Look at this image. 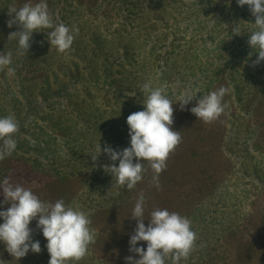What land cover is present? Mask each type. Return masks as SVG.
Returning <instances> with one entry per match:
<instances>
[{
    "label": "rangeland",
    "instance_id": "rangeland-1",
    "mask_svg": "<svg viewBox=\"0 0 264 264\" xmlns=\"http://www.w3.org/2000/svg\"><path fill=\"white\" fill-rule=\"evenodd\" d=\"M26 2L0 0V52L11 55V64L0 67V117L12 116L18 123L12 134L16 149L0 160V179L30 188L43 202L62 199L86 214L94 240L81 260L68 264L138 259L128 241L140 193L146 227L155 209L190 220L195 239L179 264H263L264 61L253 65L258 53L247 41L255 18L247 5L46 0L53 25L78 31L70 48L58 52L47 40L50 30L37 29L28 55L8 37L19 27L7 26L14 16L9 9ZM145 82L172 101L171 128L181 139L168 154L158 189L147 161H141L142 179L127 189L101 167L118 165L103 149L129 147L126 117L143 110ZM221 86L227 92L216 119L204 122L188 110ZM191 89L200 93L181 109L177 101ZM29 228L41 251L16 260L0 244V264H35L46 257V239L35 219ZM146 244L137 246L146 249Z\"/></svg>",
    "mask_w": 264,
    "mask_h": 264
},
{
    "label": "clouds",
    "instance_id": "clouds-1",
    "mask_svg": "<svg viewBox=\"0 0 264 264\" xmlns=\"http://www.w3.org/2000/svg\"><path fill=\"white\" fill-rule=\"evenodd\" d=\"M237 6L247 5L255 18V30L249 34L248 45L258 53L253 65L264 61V0H235ZM14 16L7 21V26L19 27V31L11 32L8 37L17 40L18 51L27 52L30 39L37 29H48L47 40L50 46H55L58 52L70 48L78 29H69L63 23L53 25L46 0H31L19 8L9 9ZM233 33L238 34L233 26ZM11 64L10 53L0 52V67ZM9 74L14 69L8 68ZM145 94L143 110L129 114L126 117L129 147L114 150L105 146L103 151L117 164L102 165L106 173L115 178L116 183L132 189L142 179L141 161H147L153 172V185L159 188V174L165 168V161L170 151L180 142L178 131L171 128L173 123L172 101L164 95L159 87H152L150 82L141 86ZM227 89L221 86L207 95H202L195 105L188 110L198 119L211 122L224 109L222 98ZM200 93L196 89L189 90L182 99L178 100L183 109ZM18 130L17 122L12 116L0 117V160L10 155L16 149V141L12 134ZM99 153L101 151L99 144ZM99 155V154H98ZM91 156L95 161L97 156ZM136 162L133 163V158ZM0 244L16 260L24 257L29 251H41L39 241L31 236L30 222L36 220L42 236L46 239V257L38 259L35 264H68L69 261L81 260L93 242L90 232V220L80 210L66 206L62 199L54 203L41 201L30 188L20 184L13 185L8 177L0 179ZM144 195L140 193L132 209L131 217L136 219L133 234L129 238V252L138 255L125 257L126 264H165L170 258V264H179L186 259L194 242L195 233L191 230L190 220L176 212L167 209H155L150 212L147 227L144 224ZM10 206L4 209V204ZM147 242L146 249L137 246L138 242Z\"/></svg>",
    "mask_w": 264,
    "mask_h": 264
},
{
    "label": "trees",
    "instance_id": "trees-1",
    "mask_svg": "<svg viewBox=\"0 0 264 264\" xmlns=\"http://www.w3.org/2000/svg\"><path fill=\"white\" fill-rule=\"evenodd\" d=\"M245 6H246V5H245ZM246 16H247V15H244V18H247ZM253 29H255V27H254ZM36 48H39V46H37ZM32 53H33V51H27V54H28V55H31ZM263 264H264V263H263Z\"/></svg>",
    "mask_w": 264,
    "mask_h": 264
},
{
    "label": "bare ground",
    "instance_id": "bare-ground-1",
    "mask_svg": "<svg viewBox=\"0 0 264 264\" xmlns=\"http://www.w3.org/2000/svg\"><path fill=\"white\" fill-rule=\"evenodd\" d=\"M245 56V55H244ZM36 64V63H35ZM31 72V71H30ZM176 93V92H175ZM17 94V93H16ZM170 96V95H169ZM177 110V109H176ZM48 121V120H47ZM18 124V123H17ZM20 134H22V133H20ZM27 135V134H26ZM25 136V135H24Z\"/></svg>",
    "mask_w": 264,
    "mask_h": 264
}]
</instances>
